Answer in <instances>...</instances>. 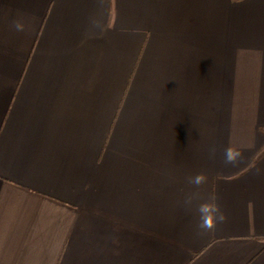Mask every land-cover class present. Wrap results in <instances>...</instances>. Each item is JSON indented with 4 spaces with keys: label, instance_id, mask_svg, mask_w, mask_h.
<instances>
[{
    "label": "crops",
    "instance_id": "obj_1",
    "mask_svg": "<svg viewBox=\"0 0 264 264\" xmlns=\"http://www.w3.org/2000/svg\"><path fill=\"white\" fill-rule=\"evenodd\" d=\"M0 264H264V0H0Z\"/></svg>",
    "mask_w": 264,
    "mask_h": 264
},
{
    "label": "clouds",
    "instance_id": "obj_2",
    "mask_svg": "<svg viewBox=\"0 0 264 264\" xmlns=\"http://www.w3.org/2000/svg\"><path fill=\"white\" fill-rule=\"evenodd\" d=\"M13 27L17 32H22L25 30V25L21 23L19 20L13 21ZM217 154L216 146H212L209 149V155L212 158H215ZM242 157V152L235 147H227L224 149L223 153V162L225 165H235L237 164ZM207 182V176L205 173H197L194 176H190L188 178V183L190 185L199 188L201 185ZM199 192H191L189 193L184 200V205L186 208L191 209L194 202L199 200ZM196 211L199 214V221L197 224V228L204 231H212L216 228V226L220 223H223L226 220V215L219 206L215 202L213 198L209 202L199 203L196 207Z\"/></svg>",
    "mask_w": 264,
    "mask_h": 264
},
{
    "label": "trees",
    "instance_id": "obj_3",
    "mask_svg": "<svg viewBox=\"0 0 264 264\" xmlns=\"http://www.w3.org/2000/svg\"><path fill=\"white\" fill-rule=\"evenodd\" d=\"M237 1H240V0H237Z\"/></svg>",
    "mask_w": 264,
    "mask_h": 264
}]
</instances>
